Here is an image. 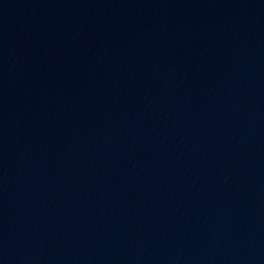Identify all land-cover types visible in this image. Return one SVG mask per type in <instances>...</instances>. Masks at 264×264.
<instances>
[{
  "label": "water",
  "instance_id": "95a60500",
  "mask_svg": "<svg viewBox=\"0 0 264 264\" xmlns=\"http://www.w3.org/2000/svg\"><path fill=\"white\" fill-rule=\"evenodd\" d=\"M66 264H264V0H185Z\"/></svg>",
  "mask_w": 264,
  "mask_h": 264
}]
</instances>
